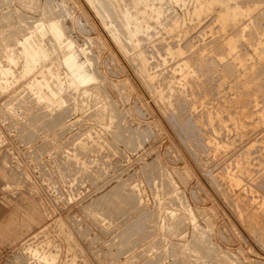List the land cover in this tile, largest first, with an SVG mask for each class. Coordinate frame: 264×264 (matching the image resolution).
Masks as SVG:
<instances>
[{
    "label": "rangeland",
    "instance_id": "1",
    "mask_svg": "<svg viewBox=\"0 0 264 264\" xmlns=\"http://www.w3.org/2000/svg\"><path fill=\"white\" fill-rule=\"evenodd\" d=\"M90 1L0 0V201L20 207L22 227H31L17 246L0 234V264L17 253L31 264H264V123L255 115L242 133L229 106L239 91L248 109H264L260 35L244 32L251 39L239 42L256 69L249 73L227 59V34L214 14H195L197 0ZM237 1L227 5L242 9L237 23L246 26L262 0ZM127 14L138 21L133 29ZM168 19L188 29L175 32ZM207 108L219 110L217 120L208 121ZM8 214L0 207V224Z\"/></svg>",
    "mask_w": 264,
    "mask_h": 264
},
{
    "label": "bare ground",
    "instance_id": "2",
    "mask_svg": "<svg viewBox=\"0 0 264 264\" xmlns=\"http://www.w3.org/2000/svg\"><path fill=\"white\" fill-rule=\"evenodd\" d=\"M4 1H6V0H4ZM91 1H92V2H91ZM91 1H90V2L93 4V3H94L93 0H91ZM123 1H124V0H123ZM134 1H136V0H134ZM146 1H148V0H146ZM146 1H144V2H146ZM149 1H150V0H149ZM151 1H152V0H151ZM151 1H150V2H147V3L149 4V3H151ZM158 1H159V0H158ZM160 1H161V0H160ZM184 1H185V0H184ZM189 1H190V0H189ZM192 1H193V0H192ZM227 1H228V0H197L196 3H194V5L196 4V7H195V6H193V7H195V14H196L199 18L202 17V16H209V15H212V14L215 15V18H216L217 22L220 24V28H219L220 30H219V29H218V30H219L220 32H222V34H223V33L227 34V36H226L225 39H224V36H225V35L223 34V39H224V42H225V43H224V42H223V43L226 44V45H228L229 49H228V50L225 49L226 47H224V46H226V45H224V46H222L223 44L221 45L222 48H223V50H227V52L229 51L228 53H225V52H224L226 55L229 54V55H227L228 58L225 57L224 59H225V60H226V58L229 59V57H231L230 55H232V57H233V55H234V57H235V61H236V62H239V64H241V65H237V68H240V66H242V68H245V69L248 70V72H249V70H251V69H249V68H252V67L249 66L250 63H249L248 61H249L250 59H252V58L250 57V59L248 60V57L245 56V55H246V52H245L246 49H245V51H244V52H245L244 55H243L244 52H241V49H240V54H239V53H238V47L240 48V44H239V42H240V40H241V37H246V36H242L243 34L246 35L244 32H246V33L248 32L247 34H249V33H251V32L254 31V33L256 32L257 35H258V34L260 35V36H259V40L257 39V40H258L257 42H258V45H259L258 47H261V49L264 48V28H263V26H256V25H255V19H256V16H257V14H256L257 12L259 13V15L257 16V18L260 19L261 21H264V5H263V0H262V4H261V2H257V3L255 4V6L252 4V7H253V6L256 7V10H258V11H254V9H255L254 7H253V9H252V11H254L253 13H252L251 10H250V13H251V14H254V13H255L256 16L253 15L255 18H252V17L250 18L249 15H248V18L245 17L247 20L250 18V22L248 21L249 23H247L246 26H243V24L240 26L241 23H244V22L241 21V19H242L243 21H246V20H244L243 18H241L242 16H240L241 19L239 18V20H238V21H241V23H240V22L237 23V18H238L239 13H241V15L244 14L243 11L240 12V9H241V8H240L239 6L237 7L236 4H234V3H233V5H234L235 7H230V5L228 6L227 3H230V2H231L230 4H232V0H231V1L229 0V2H227ZM236 1H237V0H236ZM242 1H243V0H242ZM251 1H252V0H251ZM255 1H257V0H255ZM259 1H261V0H259ZM120 2H121V1H120ZM153 2H154V3H158V2H155V0H154ZM161 2H162V1H161ZM161 2H159L160 5H161ZM178 2H179V1H178ZM181 2H183V1H181ZM185 2H186V1H185ZM194 2H195V0H194ZM233 2H234V1H233ZM237 2H238V1H237ZM239 2H240V1H239ZM239 2H238V3H239ZM246 2H247V1H246ZM97 3H98V2H97ZM97 3H96V4H97ZM134 3H135V2H134ZM134 3H133V5H134ZM138 3H139V4H138ZM147 3H146V4H147ZM159 3H158V4H159ZM192 3H193V2H192ZM192 3H191V4H192ZM238 3H237V4H238ZM253 3H254V2H253ZM100 4H101V3H100ZM102 4H104V3H102ZM116 4H117V3L115 2V5H116ZM123 4H124V3H123ZM129 4H130V3H129ZM135 4H136V3H135ZM143 4H144V6H143L144 8H145V6H147L146 8H150L152 5H155V4L145 5V3H143ZM143 4H142V5H143ZM217 4L220 5V6H219V7H220L219 9H216ZM137 5L140 6V2H139V1L137 2ZM162 5H163V4H162ZM162 5H161V6H162ZM238 5H239V4H238ZM249 5H250V4H249ZM108 6H109V5H108ZM118 6H119V5H118ZM149 6H150V7H149ZM181 6H182V5H181ZM231 6H232V5H231ZM247 6H248V4H247ZM98 7H99V5H98ZM121 7H122V6H121ZM133 7H136V8H137V6H135V5H134ZM133 7H131V8H133ZM140 7H141V6H140ZM157 7H158V6H157ZM159 7H160V6H159ZM159 7H158V8H159ZM250 7H251V6H250ZM252 7H251V8H252ZM102 8H103V7H102ZM107 8H108V7H107ZM107 8H106V9H107ZM111 8H112V7H111ZM113 8H114V6H113ZM131 8L128 9L129 12H131V10H130ZM136 8H135V9H136ZM144 8H143V9H144ZM146 8H145V11H148V12H149L150 10H149V9L146 10ZM152 8H153V7H152ZM152 8H150V9H152ZM187 8H188V7H187ZM189 8H190V7H189ZM239 8H240V9H239ZM244 8H246V7L244 6ZM244 8H243V10H245V11L248 10V8H247V9H244ZM126 9H127V5H126ZM133 9H134V8H133ZM135 9H134V11H136ZM153 9H155V6H154ZM153 9H152V10H153ZM160 9H162V7H160ZM160 9H159V11H160ZM167 9H168V8H167ZM249 9H250V8H249ZM16 10H17V9H16ZM96 10H97V9H96ZM102 10H103V9H102ZM113 10H114V9H112V11H113ZM117 10H118V9H117ZM138 10L140 11V9H138ZM190 10H192V9H190ZM190 10H189V13H188V14H190V12H191ZM241 10H242V9H241ZM120 11H122V10H120ZM126 11H127V10H126ZM126 11H125V12H126ZM134 11H133V12H134ZM143 11H144V10H143ZM145 11H144V12H145ZM153 11H155V10H153ZM156 11H157V10H156ZM162 11H163V9H162ZM186 11H187V10H186ZM47 12H48V11H47ZM94 12H95V11H94ZM104 12H105V11H104ZM133 12H132V13H133ZM140 12H141V11H140ZM144 12H143V13L141 12V14L138 12L137 16H138V15H139V16H140V15H141V16H144V15L147 13V12H146V13H144ZM160 12H161V11H160ZM160 12H158V11H157V13L155 12V13H156L155 16L158 15V14H160ZM164 12H165V11H164ZM248 12H249V10H248ZM123 13H124V12H123ZM123 13L121 12V14H123ZM126 13H128V12H126ZM126 13H125V14H126ZM132 13H131V15H132ZM150 13H153V12H150ZM165 13H167V12H165ZM168 13H169V12H168ZM168 13H167V14H168ZM172 13H173V12H172ZM186 13H187V12H186ZM193 13H194V9H193ZM193 13H192V14H193ZM143 14H144V15H143ZM246 14H247V13H246ZM251 14H250V15H251ZM2 15H3V14H2ZM53 15H54V14H53ZM103 15H104V14H103ZM113 15H114V14H113ZM117 15H118V14H117ZM123 15H124V14H123ZM127 15L129 16L130 14H127ZM127 15H126V16H127ZM134 15H136V12H135V14H133V16H134ZM148 15H150V16H154V15H152V14H148ZM162 15H164L163 12H162ZM172 15H173V14H172ZM193 15H194V14H193ZM193 15H192V16H193ZM141 16H140L139 18L137 17V19H141V21L143 22L144 20H142L143 17L141 18ZM158 16H159V15H158ZM192 16H191V17H192ZM197 16H196V17H197ZM244 16H245V15H244ZM123 17H124V19H125V16H123ZM134 17H135V16H134ZM134 17H133V18H134ZM144 17H145V16H144ZM146 17H148V16H146ZM159 17L162 18V16H159ZM159 17H158V19H157L158 21H159ZM163 17H165V16H163ZM166 17H168V16L166 15ZM166 17H165V18H162L161 21H162V20H165L164 22H168V21H166V19H167ZM172 17H173V16H172ZM187 17H188V16H187ZM194 17H195V15H194ZM194 17H193V19H195V21H196V18H194ZM102 18H103V17H102ZM107 18H108V17H107ZM114 18H115V17H114ZM129 18H130V16L128 17V19H129ZM131 18H132V16H131ZM148 18H149V17H148ZM156 18H157V17H156ZM168 18H169V17H168ZM215 18H214V19H215ZM104 19H106V18H104ZM152 19H154V21H156V20H155V17H153ZM152 19L149 18V20H152ZM169 19H170V18H169ZM169 19H168V20H169ZM179 19H181V18H178V20L175 18V20H177L178 22H179ZM191 19H192V18H191ZM202 19H203V17H202ZM202 19H201V20H202ZM118 20H119V18H118ZM135 20H136V19H135ZM135 20L133 21V20L131 19V21H130V19H129L130 24H132V26L130 27L131 29H133L132 27L135 26V25H133V24H134L133 22H135ZM145 20H146V18H145ZM175 20L172 19V21H174V22H175ZM204 20H205V18H204ZM125 21H126V19H125ZM129 21H126V23H128ZM132 21H133V22H132ZM141 21H140V22H141ZM146 21H147V20H146ZM182 21H183V20H182ZM209 21H210V20H209ZM235 21H236L237 24H239V23H240V24L238 25V26H239L238 28H237V26L235 27V29L232 28L234 31H232L233 33L231 32V33H232V34H231V33L229 32V30H230L229 28H230L232 25H234V24L236 25ZM45 22H46V20H45ZM142 22L140 23V25L142 24ZM147 22L149 23V21H147ZM147 22H146V23H147ZM150 22H151V21H150ZM159 22H160V21H159ZM162 22H163V21H162ZM164 22H163V23H164ZM191 22H193V21H191ZM201 22H202V21H201ZM213 22H214V21H213ZM215 22H216V21H215ZM39 23H40V22H39ZM43 23H44V22H43ZM47 23H48V21H47ZM119 23H121V21H120ZM135 23H138V21L135 22ZM143 23L145 24V22H143ZM160 23H161V22H160ZM163 23H162V24H163ZM180 23H181V22H180ZM186 23H187V22H186ZM48 24H50V22H49ZM162 24H161V25H162ZM171 24H174V23H171ZM184 24H185V23H184ZM187 24H188V23H187ZM200 24H201V23H200ZM245 24H246V23H245ZM245 24H244V25H245ZM42 25H43V24H42ZM57 25H58V24H57ZM116 25H117V24H116ZM118 25H119V24H118ZM145 25H146V24H145ZM156 25H159V23L156 24ZM235 25H234V26H235ZM8 26H9V25H8ZM37 26L39 27V25H37ZM49 26H52V25H49ZM49 26H48V27H49ZM129 26H130V25H128V27H129ZM137 26H139V24H137ZM162 26H163V25H162ZM165 26L167 27V24H166V23H165ZM165 26H164V27H165ZM169 26H170V20H169ZM169 26H168V27H169ZM184 26H185V25H184ZM184 26H182L181 24L175 23L174 25H172V26H170V27H171V29H172L173 31L183 34L184 30H185V29H186V30L188 29L187 26H186L187 28H185ZM209 26H210V25H209ZM211 26H213V25H211ZM211 26H210V27H211ZM22 27H23V26H22ZM34 27H35V26H34ZM38 27H37V28H38ZM57 27H58V26H57ZM112 27H113V26H112ZM118 27H120V26H118ZM139 27H141V26H139ZM144 27H146V26H143L142 28H144ZM147 27H152V26H150V25L148 24ZM168 27H167V28H168ZM218 27H219V26H218ZM232 27H233V26H232ZM39 28H40V27H39ZM59 28H60V25H59ZM113 28H114V27H113ZM116 28H117V27H116ZM125 28H126V26H125ZM125 28H124V29H125ZM142 28H140V31H142V34H144ZM152 28H153V27H152ZM157 28H158V27H157ZM167 28H165V29H167ZM184 28H185V29H184ZM189 28H190V27H189ZM206 28H207V27H206ZM206 28H205V29H206ZM208 28H209V27H208ZM216 28H217V27H216ZM43 29H44V28H42L41 31H43ZM50 29H51V27H50ZM54 29H55V28H54ZM56 29H57V28H56ZM60 29H61V28H60ZM60 29H57V32H58V33H54V34H56V38H58V39L60 38V41H59V42H61V44H63V43H65V42L62 43L61 38H63V39H62L63 41L65 40V41L67 42L68 39L66 40L65 38H67L68 35H67V37H65V35L62 34V33H64V30L61 29L62 31H60ZM118 29H119V28H118ZM124 29H123V30H124ZM128 29H129V28H128ZM141 29H142V30H141ZM148 29H149V28H147V30H148ZM154 29H155V28H154ZM171 29H170V30H171ZM214 29H215V28H214ZM228 29H229V30H228ZM52 30H53V29H51V31H52ZM58 30H59L60 32H59ZM120 30H122V29H120ZM120 30H119V31H120ZM135 30H136V29H135ZM138 30H139V29H138ZM138 30H137V32H138ZM144 30H146V29L144 28ZM150 30H151V29H150ZM167 30H168V29H167ZM167 30H166V32H167ZM170 30H169V31H170ZM218 30H217V31H218ZM53 31H54V30H53ZM55 31H56V30H55ZM119 31H118V32H119ZM148 31H149V30H148ZM154 31H155V30H154ZM203 31H204V30H203ZM210 31H211V30H210ZM213 31H214V30H213ZM230 31H231V30H230ZM61 32H62V33H61ZM112 32L114 33V31H112ZM121 32H122V31H121ZM124 32H125V31H124ZM128 32H131L132 35L135 34V33H137V32H135V31H134V33H132L133 31H129V30H128ZM145 32H146V31H145ZM151 32H152V31H151ZM185 32H187V31H185ZM52 33H53V32H52ZM140 33H141V32H140ZM147 33H148V32H147ZM147 33H145V34L148 36ZM149 33H150V32H149ZM172 33H174V32H172ZM178 33H177V34H178ZM188 33L190 34V29L188 30V32H187L186 34H188ZM214 33H218V32L214 31ZM214 33H213V34H214ZM238 33H239V35H240V33H242L240 37L238 36ZM254 33H253V34L251 33L252 36H254ZM34 34H35V33H34ZM57 34H59L60 36L58 35V37H57ZM129 34H130V33H129ZM131 34H130V36H131ZM151 34H152V33H151ZM170 34H171V33H170ZM175 34H176V33H175ZM184 34H185V33H184ZM200 34H201V33H200ZM204 34H205V33H204ZM61 35H63L65 38H64L63 36H61ZM119 35H120V34H119ZM123 35H124V33H123ZM190 35H191V34H190ZM190 35H189V37H190ZM206 35H207V34H206ZM35 36H36V34H35ZM54 36H55V35H54ZM136 36H138V35H136ZM136 36H135V37H136ZM147 36H146V37H147ZM179 36H181V35L179 34ZM183 36H184V35H182V37H183ZM186 36H187V35H186ZM186 36H184V37L186 38ZM204 36H205V35H204ZM208 36H209V35H208ZM214 36H216V35H214ZM220 36H221V34H220ZM249 36H250V35H249ZM252 36H251V37H252ZM255 36H256V35H255ZM255 36L252 37V38H255V40H256V37H255ZM116 37H117V36H116ZM142 37H143V36H142ZM176 37H178V36L176 35ZM216 37H218V36H216ZM216 37H215V39H216ZM40 38H41V37H40ZM68 38H69V37H68ZM133 38H134V37H133ZM150 38H151V36H150ZM150 38H149V39H150ZM179 38H180V37H178L177 39H179ZM204 38H205V37H204ZM206 38H208V37L206 36ZM218 38H219V37H218ZM220 38H221V37H220ZM246 38L251 39V38L248 37V36H247ZM257 38H258V36H257ZM23 39H24V38H23ZM25 39H26V38H25ZM122 39H123V38H122ZM127 39H128V37H127ZM147 39H148V38H147ZM180 39H182V38H180ZM194 39H195V38H194ZM124 40H126V39H124ZM142 40H143V38H142ZM189 40H192V39H189ZM205 40H206V39H205ZM246 40H247V39H246ZM253 40H254V39H253ZM253 40H248V41L250 42V41H253ZM255 40H254V42H255ZM57 41H58V40H57ZM120 41H121V40H120ZM136 41H137V40H136ZM138 41H139V40H138ZM194 41H195V40H194ZM217 41H218V39H217ZM217 41H216V42H217ZM221 41H223V40L221 39ZM221 41H220V39H219V42H217V43H220ZM241 41H242V40H241ZM26 42H28V41H26ZM42 42H43V41H42ZM122 42H123V40H122ZM129 42H131V40H130ZM129 42H128V43H129ZM187 42H188V41H187ZM199 42H200V41H199ZM257 42H256V44H257ZM18 43L20 44V42H18ZM39 43H40V42H39ZM118 43L121 44V43L119 42V40H118ZM124 43H125V42H124ZM190 43H191V42H190ZM190 43H189V44H190ZM197 43H198V42H196V44H197ZM200 43H202V42H200ZM209 43H210V42H209ZM211 43L214 44L213 42H211ZM221 43H222V42H221ZM221 43H220V44H221ZM27 44H28V43H27ZM33 44H34V43H33ZM68 44H69V43H68ZM191 44H192V43H191ZM207 44H208V43H207ZM253 44H254V43H253ZM22 45H23V44H22ZM39 45H40V44H39ZM123 45H124V44H123ZM125 45H126V43H125ZM125 45H124V46H125ZM131 45H132V44H131ZM249 45H252V42H251V44L249 43ZM27 46H28V45H27ZM29 46H30V45H29ZM34 46H35V45H34ZM70 46H71V44H70ZM193 46H194V44H193ZM197 46H198V45H197ZM200 46H201V45H200ZM217 46H219V45H217ZM39 47H40V46H39ZM62 47H63V46H62ZM68 47H69V46H68ZM132 47H133V46H132ZM191 47H192V46H191ZM191 47H190V48H191ZM198 47H199V46H198ZM203 47H204V46H203ZM211 47H213V46H211ZM211 47H210V48H211ZM228 47H227V48H228ZM241 47H242V44H241ZM250 47L253 48V47H255V46H250ZM262 47H263V48H262ZM31 48H32V47H31ZM171 48H172V47H171ZM171 48H170L169 51L172 50ZM192 48H193V47H192ZM204 48H205V47H204ZM218 48H219V47H218ZM220 48H221V47H220ZM220 48H219V49H220ZM259 49H260V48H258V51H257L258 53L261 52V50L259 51ZM44 50H45V49H44ZM132 50H133V49H132ZM189 50H190V49H189ZM194 50H195V49H194ZM194 50H193V51H194ZM211 50H212V48H211ZM217 50H218V49H217ZM263 50H264V49H263ZM263 50H262V52H263ZM179 51H180V50H179ZM214 51H216V50H214ZM255 51H256V50H255ZM255 51L252 52V53H255ZM202 52H203V51H202ZM205 52H206V50H205ZM211 52H212V51H211ZM216 52H218V51H216ZM8 53H9V52H8ZM167 53H168V52H167ZM174 53H175V52H174ZM178 53H179V52H178ZM212 53H213V52H212ZM214 53H215V52H214ZM248 53H249V52H247V54H248ZM258 53H256V54L258 55ZM168 54H170V53H168ZM182 54H183V53H182ZM196 54H197V53H196ZM208 54H209V53H208ZM222 54H223V51H222ZM225 54H223L222 56H224ZM260 54H261V53H259L258 56H260ZM263 54H264V53H262V55H263ZM179 55H180V54H179ZM201 55H202V53L200 54V56H201ZM211 55H213V54H211ZM214 55H215V54H214ZM220 55H221V54H220ZM10 56H11V55H10ZM10 56H9V58H10ZM44 56H45V51H41L39 57H37L36 59H39V58H40L39 61H42V60H43L42 57H44ZM138 56H139V55L136 56L137 58H136V57H134V58H136V59L139 58V59H140V57H138ZM174 56H176V54H175ZM181 56H182V55H181ZM183 56H184V55H183ZM202 56H203V55H202ZM248 56H249V54H248ZM141 57H143V59H144V58L146 59V56H145V55L143 56V53H142V56H141ZM168 57H169V56H168ZM176 57H177V56H176ZM209 57H210V56H209ZM218 57H219V56H218ZM220 57H221V56H220ZM232 57H231V58H232ZM245 57H246L247 59H246ZM262 57H263V56H262ZM262 57H261V58H262ZM134 58H133V59H134ZM170 58H173V57L171 56ZM174 58H175V57H174ZM174 58H173V59H174ZM181 58H182V57H181ZM196 58H197V56H196ZM198 58H199V57H198ZM200 58H201V57H200ZM200 58H199V59H200ZM210 58H211V57H210ZM210 58H209V59H210ZM256 58H258V57H256ZM44 59H46V58H44ZM139 59H138V60H139ZM145 59H144L143 61H146ZM209 59H208V60H209ZM212 59H213V58H212ZM221 59H222V58H221ZM253 59H255V58H253ZM262 59H263V58H262ZM262 59H261L260 61H262V63H263L264 60H262ZM166 60H167V59H166ZM184 60H185V59H184ZM188 60H189V59H188ZM204 60H205V59H204ZM247 60H248V61H247ZM136 61H137V60H136ZM180 61H181V60H180ZM193 61H194V60H193ZM231 61H232V60H231ZM140 62H141V61H140ZM195 62H197V61H195ZM210 62H211V61H210ZM220 62H221V61H220ZM222 62H224V61H222ZM222 62H221V63H222ZM225 62H226V61H225ZM250 62H251V61H250ZM255 62H257V60H256ZM255 62H254V63H255ZM258 62H259V58H258ZM136 63H137V62H136ZM163 63H164V62H163ZM186 63H189V62H186ZM190 63H191V61H190ZM190 63H189V64H190ZM198 63H199V62H198ZM207 63H208V62H207ZM212 63H213V62H212ZM227 63H228V62H227ZM229 63H232V62L229 61ZM233 63H234V60H233ZM233 63H232V64H233ZM242 63H243L244 65H242ZM254 63H253V64H254ZM262 63L259 62L258 64H262ZM139 64H140V63H139ZM141 64H142V63H141ZM146 64H147V63H146ZM179 64H180V63H179ZM182 64H183V63H182ZM191 64H192V63H191ZM195 64H196V63H195ZM201 64H204V63H201ZM201 64H200V65H201ZM223 64H226V63H223ZM253 64H252V66H253ZM142 65H143V64H142ZM142 65H140V66H142ZM176 65H177V64H176ZM228 65H229V64H228ZM235 65H236V64H235ZM72 66H74V67L77 66L76 62H75L74 64H72ZM146 66H147V65H146ZM211 66H212V65H211ZM238 66H239V67H238ZM243 66H244V67H243ZM255 66H257L256 63H255ZM258 66H259V65H258ZM261 66H262V65H260L259 67H261ZM263 66H264V63H263ZM263 66H262V67H263ZM177 67H178V66H177ZM179 67H180V65H179ZM201 67H202V66H201ZM203 67H204V65H203ZM207 67H208V66H207ZM215 67H216V66H215ZM218 67H219V66H217V68H218ZM248 67H249V68H248ZM253 67H254V66H253ZM259 67H258V68H259ZM262 67H261L260 69H262ZM141 68H143V67H141ZM180 68H181V67H180ZM182 68H183V66H182ZM187 68H188V66H187ZM193 68H194V67H193ZM213 68H214V67H213ZM228 68H229V67H228ZM234 68H236V66H235ZM247 68H248V69H247ZM254 68H255V67H254ZM184 69H186V68H185V65H184ZM184 69L182 70L183 72H184ZM188 69H189V68H188ZM201 69H202V68H201ZM210 69H211V68H210ZM215 69H216V68H215ZM222 69H224L223 66H222ZM245 69H243V70H245ZM252 69H253V68H252ZM208 70H209V69H208ZM208 70H207V71H208ZM211 70H212V69H211ZM225 70H226V69H225ZM225 70H224V71H225ZM236 70H237V69H236ZM243 70H242V71H243ZM253 70L256 71V69H253ZM253 70H252L251 74H249V76L253 74ZM143 71H145L144 68H143ZM215 71H216V70H215ZM221 71H222V70H221ZM255 71H254V72H255ZM191 72H192V71H191ZM202 72H203V71H202ZM208 72H209V71H208ZM213 72H214V71H213ZM226 72H227V70H226ZM77 73H78V72H77ZM141 73H143V72H141ZM145 73H146V72H145ZM145 73H144V75H145ZM181 73H182V72H181ZM228 73H229V72H228ZM237 73H239V72H237ZM249 73H250V72H249ZM150 74H151V73H150ZM211 74H212V73H211ZM231 74H232V73H231ZM247 74H248V73H246V72H245V73H242V74L240 73V76H238V78H240V79L243 78V77L245 78V77L247 76ZM142 75H143V74H142ZM144 75H143V76H144ZM146 75H147V74H146ZM225 75H226V74H225ZM225 75L223 74V76H225ZM253 75H254V74H253ZM255 75H256V73H255ZM261 75H262V74H261ZM184 76H185V75H184ZM184 76H182V77H184ZM187 76H188V75H187ZM199 76H200V75H199ZM206 76H207V75H206ZM208 76H209V75H208ZM227 76H228V74H227ZM229 76H230V75H229ZM249 76H247V78H248ZM257 76H260V75L257 73ZM257 76H255L256 79L259 78V77L257 78ZM147 77H148V76H147ZM154 77H155V76H153V78H154ZM253 77H254V76H253ZM148 78H152V76L150 75V77H148ZM153 78H152V80H153ZM220 78H221V76H220ZM255 78H254V79H255ZM260 78H261V76H260ZM260 78H259L258 80L255 79L256 81H258V82H257L258 84H259V82H261V80H262V79L260 80ZM262 78H264V76H263ZM71 79H72V78H71ZM154 79H155V78H154ZM185 79H186V78H185ZM228 79H229V78H228ZM236 79H237V78H236ZM240 79H237V80L240 81ZM250 79H251V78H250ZM147 80H148V79H147ZM224 80H225V79H224ZM229 80H230V79H229ZM243 80H244V79H243ZM252 80H253V79H252ZM259 80H260V81H259ZM30 81H31V80H30ZM73 81H74V80H73ZM244 81H246V80H244ZM249 81H250V80H249ZM151 82H152V81H151ZM221 82H223V81H221ZM236 82H237V81H236ZM246 82H247V81H246ZM262 82H263V81H262ZM30 83H31V82H30ZM70 83H71V82H70ZM72 83L75 84L74 82H72ZM72 83H71V84H72ZM225 83H226V82H225ZM237 83H238V82H237ZM237 83H236V84H237ZM243 83H244V82H243ZM248 83H250V82H248ZM252 83H255V82L252 81ZM252 83H251V84H252ZM257 83H256V84H257ZM263 83H264V82H263ZM71 84H70V85H71ZM244 84H246V83H244ZM256 84H255V85H256ZM258 84H257V85H258ZM76 85H77V84H76ZM97 85H98V84H97ZM97 85H96V86H97ZM249 85H250V84H249ZM255 85H253V86H255ZM257 85H256V86H257ZM67 86H68V85H67ZM73 86L75 87V85H73ZM98 86H99V85H98ZM235 86H236V85H235ZM235 86H234V87H235ZM242 86H243V85H242ZM247 86H248V85H247ZM251 86H252V85H251ZM260 86H261V85H260ZM263 86H264V85H263ZM76 87H77V86H76ZM78 87H79V86H78ZM197 87H198V86H197ZM231 87H233V86H231ZM200 88H201V87H200ZM244 88L246 89L245 86H244ZM262 88H263V87H262ZM71 89H72V88H71ZM74 89H75V88H74ZM235 89H236V88H235ZM248 89H249V88H247L246 90H248ZM250 89H251V88H250ZM250 89H249V90H250ZM254 89H255V88H254ZM76 90H77V89H76ZM78 90H79V89H78ZM171 90H173V89H171ZM230 90L232 91V90H234V89L232 88V89H230ZM246 90H245V91H246ZM249 90H248V91H249ZM261 90H262V89H261V87H260V91H261ZM36 91H37V90H36ZM100 91H101V90H100ZM173 91H174V90H173ZM236 91H237V89H236ZM240 91H241V90H240ZM243 91H244V90H243ZM53 92H55V91H53ZM81 92H82V91H81ZM88 92H89V91H88ZM88 92H87V93H88ZM90 92H91V91H90ZM169 92H170V89H169ZM246 92H247V91H246ZM246 92H244V93H246ZM254 92H256V91L254 90ZM254 92H253V93H254ZM55 93H56V92H55ZM55 93H52V94L55 95ZM232 93H234V92L232 91ZM238 93H239V91H238ZM238 93H237V92H236V94L234 93V94L236 95V97H235V95L233 94V95H234V96H233L234 98L232 97L233 99L231 100V102H230V100H228V98H225V99H227V101L230 102V105H229V106L233 107V108L236 110V111H235V113L237 114V118H236V123H237V124H236V125H237V127L239 128V130H241L242 133H244V132L248 129V127H247V125H246V123H245V122H246L245 120H250V119H252L253 116L256 115V116H258L259 122H263V123H264V109H263V110L261 109V110L259 111V110H258V107H257L258 104L256 103L257 105L254 104V105H255L254 107L256 108L255 110H258L259 113H256L255 110L253 111L252 108H251V110H252V112H251V110L248 109L250 106H249V107L247 106V104H248V105H251V106L253 105L252 103L250 104L251 101H246V100H245V101H246V102H245L246 104H245V103L243 104V103H242V102H244L243 97L239 96ZM247 93H250V92H247ZM247 93H246V95H247L246 99L248 100V94H247ZM90 94H91V93H90ZM172 94H173V92H172ZM31 95H32V94H31ZM57 95H58V94H57ZM76 95H77V94H76ZM173 95H174V94H173ZM173 95H172V96H173ZM231 95H232V94H231ZM237 95H238V96H237ZM240 95H241V93H240ZM249 95L251 96V93H250ZM254 95L256 96V95H258V94H257V93H256V94H253L252 97H253ZM29 96H30V95H29ZM38 96H39V95H38ZM58 96H59V95H58ZM69 96H70V95H69ZM83 96H84V95H83ZM87 96H88V95H87ZM97 96H98V95H97ZM162 96H163V95H162ZM170 96H171V95H170ZM242 96H243V95H242ZM255 96H254V98H255ZM256 97H258V96H256ZM32 98H33V97H32ZM168 98H169V97H168ZM172 98H174V97H171V99H172ZM175 98H176V97H175ZM201 98H202V97H201ZM230 98H231V97H230ZM244 98H245V97H244ZM258 98H259V97H258ZM41 99H42V98H41ZM43 99H44V98H43ZM74 99H75V98H74ZM76 99H77V98H76ZM252 99H253V98H252ZM252 99H251V100H252ZM255 99H256V98H255ZM255 99H253V101H254ZM194 100H196V99H194ZM199 100H200V99H199ZM258 100H259V99H258ZM95 101H96V100H95ZM201 101H202V99H201ZM225 101H226V100H225ZM172 102H173V101H172ZM195 102H197V101H195ZM198 102H199V101H198ZM255 102H256V101H255ZM258 102H259V101H258ZM107 103H108V102H107ZM173 103H174V102H173ZM173 103H172V104H173ZM202 103H203V102H202ZM262 103H263V102H262ZM52 104H53V103H52ZM71 104H72V103H71ZM82 104H83V103H82ZM84 104H85V103H84ZM223 104H224V103H223ZM54 105H55V104H54ZM80 105H81V104H80ZM94 105H95V104H94ZM204 105H205V103H204ZM219 105H220V104H219ZM226 105H228V104L226 103ZM226 105H224V106L221 105V106L225 108ZM242 105H243V106H242ZM92 106H93V105H92ZM98 106H99V105H98ZM208 106H209V105H208ZM211 106H212V105H211ZM229 106H227V107H229ZM261 106H262V105H261ZM44 107H45V106H44ZM51 107H52V106H51ZM57 107H58V105H57ZM59 107H60V106H59ZM61 107H62V106H61ZM209 107H210V106H209ZM209 107H208V108H209ZM219 107H220V106H219ZM83 108H84V107H83ZM95 108H96V107H95ZM205 108H206V106H205ZM208 108H207V109H208ZM213 108H214V106H213ZM224 108H221V109L223 110ZM50 109H51V108H50ZM86 109H87V108H86ZM104 109H105V108H104ZM207 109H206V111H207ZM211 109H212V108H211ZM214 109H218V108H214ZM214 109H213V110H214ZM221 109H220V110H221ZM259 109H260V108H259ZM105 110H106V109H105ZM110 110H111V109H110ZM204 110H205V109H204ZM249 110H250V111H249ZM86 111H87V110H86ZM91 111H92V110H91ZM206 111H205V112H206ZM211 111H212V110H211ZM217 111H219V110H217ZM217 111H216V112H215V110L213 111V112H215V115H217ZM224 111H226V108H225V110H223V111H219V112H222V114L218 112L219 115H220V116L223 115ZM97 112H98V111H97ZM205 112H204V113H205ZM208 112L210 113V109H208ZM208 112H206V113H208ZM213 112H211L210 114L207 115V116H209V119H210V120L208 119V121L213 122L212 120H213L214 118L216 119V117L218 116V115H217V116L215 117V115L212 114ZM232 112H233V111H232ZM104 113H105V112H104ZM106 113H107V112H106ZM230 113H231V112H230ZM105 115H106V114H105ZM205 115H206V114H205ZM205 115H204V116H205ZM107 116H108V115H107ZM115 116H116V115H115ZM207 116H205V117H207ZM213 116H214V117H213ZM221 117H222V116H221ZM221 117H220V119H222ZM93 119H94V118H93ZM104 119H105V118H104ZM106 119H107V118H106ZM215 119H214V121H215ZM96 120H97V119H96ZM216 120H217V119H216ZM222 120H223V119H222ZM228 120H229V119H228ZM46 121H47V120H46ZM199 121H200V120H199ZM255 121H256V119H255ZM113 122H114V121H113ZM218 122H219V121H218ZM220 123H221V120H220ZM52 124H53V123H52ZM247 124H248V123H247ZM260 124H261V123H260ZM218 125H219V124H218ZM71 126H72V125H71ZM216 126H217V125H216ZM228 126H229V125H228ZM260 126H261V125H260ZM263 126H264V125H263ZM222 128H223V127H222ZM50 129H51V128H50ZM249 131H250V130H249ZM138 140H139V139H138ZM210 141H211V140H210ZM137 142H138V141H137ZM208 142H209V140H208ZM210 143H212V142H210ZM219 143H220V142H219ZM207 144H208V143H207ZM216 144H217V143H216ZM212 145L215 146V144H211V146H210L211 148H213ZM214 148H216V146H215ZM221 148H222V147H221ZM219 149H220V148H219ZM66 159H67V158H66ZM241 172H242V171H241ZM136 221H137V220H136ZM201 236H202V235H201ZM207 239H208V238H207ZM191 245H192V244H191ZM169 249H170V248H169ZM174 249H175V248H174ZM190 249H191V248H190ZM194 250H195V248H194ZM177 252H178V251H177ZM212 254H213V253H212ZM184 255H185V254H184ZM182 256H183V255H182ZM183 257H184V256H183ZM196 257H197V256H196ZM225 257H226V256H225ZM189 259H190V258H189ZM200 259H201V258H200ZM191 260H192V259H191ZM212 260H213V259H212ZM227 260H228V259H227ZM180 262H181V261H180ZM215 262H216V261H215ZM220 262H221V261H220ZM218 263H219V262H218ZM224 264H225V263H224Z\"/></svg>",
    "mask_w": 264,
    "mask_h": 264
},
{
    "label": "crops",
    "instance_id": "3",
    "mask_svg": "<svg viewBox=\"0 0 264 264\" xmlns=\"http://www.w3.org/2000/svg\"><path fill=\"white\" fill-rule=\"evenodd\" d=\"M1 180L3 181V179ZM0 207L1 211L9 212L8 216L0 224V234L11 243V246H17L22 240L20 237L22 229L25 228V230H30L31 227L30 225L27 228L25 226L22 227L20 222V207L6 206V204L2 203V201H0ZM29 261L30 259L25 254L17 253L12 255L11 262H9V264H31Z\"/></svg>",
    "mask_w": 264,
    "mask_h": 264
}]
</instances>
